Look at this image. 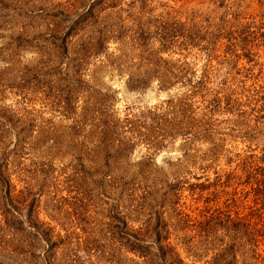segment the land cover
I'll return each mask as SVG.
<instances>
[{"label": "rangeland", "instance_id": "1", "mask_svg": "<svg viewBox=\"0 0 264 264\" xmlns=\"http://www.w3.org/2000/svg\"><path fill=\"white\" fill-rule=\"evenodd\" d=\"M224 26L235 37L247 27L249 40L264 34V0H0V169L24 222L9 224L0 203V264H46L34 230L49 229L60 236L56 261L143 264L126 234L149 217L168 224L185 264L214 260L218 242L195 238L184 216L202 221L215 192L223 206L232 188L206 187L237 168L228 160L264 153L262 132L249 129L264 116V47L252 63L220 65ZM190 37L197 46L185 47ZM209 58L210 96L226 81L234 111L251 122L210 114L195 96L193 115L216 132L193 138L180 108L168 109L187 94L169 72L200 75ZM238 256L253 264L251 252Z\"/></svg>", "mask_w": 264, "mask_h": 264}, {"label": "trees", "instance_id": "2", "mask_svg": "<svg viewBox=\"0 0 264 264\" xmlns=\"http://www.w3.org/2000/svg\"><path fill=\"white\" fill-rule=\"evenodd\" d=\"M224 27L220 32H225L227 42L224 45V58L219 64L237 66L239 60L243 57L247 59L248 63H252L254 61L253 57L256 56V54H253V50L264 47V34L259 37L254 36V38L249 40L251 33L247 34L249 31L247 27H244L245 31L239 37H235L234 32L227 31V26ZM65 35L67 36L68 33ZM66 36H63V42ZM186 42L185 47L198 45L193 40V37H190ZM255 42L258 43L255 44ZM98 45L103 46V39L99 40ZM239 50L243 51V53L239 54ZM211 59L209 58L200 75L191 68L184 66L177 73L169 72L177 83H181L187 88V94L178 100L177 104L172 101L168 102V109L175 110L177 107L180 108L183 115L182 122L185 123L186 127L184 133L189 134L193 138L197 137L195 133L198 131L202 134L216 132L215 124L210 118L204 120L203 117L197 120L193 115L194 111L192 110V105L188 103V99L195 98V96L207 102V109L210 114L223 112L232 114L236 117V120L239 117L242 123L246 122L244 124H250L249 122H251L243 120L244 116L234 111L233 106L236 105L235 102H238V100L233 98V93H230V87L226 81L220 83L219 92L210 96L209 84L212 81V74L216 71L211 64ZM250 70L247 69L249 73ZM163 83L168 85H161L163 89L173 87V83L164 81ZM247 92L251 93V91ZM260 93L261 91H256L252 98L249 97L250 102L251 99L257 102L255 97L259 96ZM260 99L264 100V96H261ZM205 116L207 118L208 114H205ZM263 118L264 116L255 117L254 124L249 129L255 131L260 129L264 138ZM227 163L228 165L237 163V168L225 174V176L218 175L215 182L208 184L206 187L214 188L215 190L219 187L232 188V192L222 191L226 195H224L226 199L223 202V206H219L220 192L212 193L213 198L206 199V206L201 215L203 217L202 221L193 223L191 216L188 214L184 216L183 220L191 228L198 229V234L195 238L200 239L199 241L218 242L220 247L218 253L214 260L208 264H238V253L240 252L243 254L251 252L253 264H259V261L264 259L262 256V246H264V153L261 157L257 155L242 157L241 154H236ZM0 176L1 183L7 188V192L0 198L2 211L6 215V220L9 224L13 227H16V225L22 226L24 222L20 220L21 217L17 212L19 207L14 203L10 195V180L7 179L1 169ZM223 178L225 180L222 182ZM117 219L120 218L117 217ZM122 222L124 228L128 229L129 222L127 217ZM28 223L29 226L33 225V228L35 227V223H30V220ZM34 231L38 235L39 240L41 242L44 241L47 245L46 264H74L73 261H70V258L67 261H56L59 256L56 249L60 242L56 238H60V236H55L53 232H50V229L45 232V236H42L38 230ZM126 235L128 236V249L138 253L139 257L143 259V264H185L177 248L169 242L170 232L168 224L159 217L156 218V222H153L152 218L149 217L135 232H127ZM147 239H151V242H148Z\"/></svg>", "mask_w": 264, "mask_h": 264}]
</instances>
